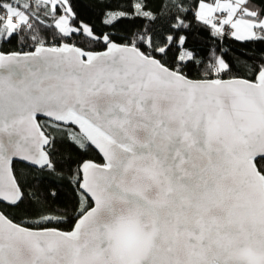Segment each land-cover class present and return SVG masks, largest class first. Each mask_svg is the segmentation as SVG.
I'll list each match as a JSON object with an SVG mask.
<instances>
[{"label": "snow or ice", "instance_id": "snow-or-ice-1", "mask_svg": "<svg viewBox=\"0 0 264 264\" xmlns=\"http://www.w3.org/2000/svg\"><path fill=\"white\" fill-rule=\"evenodd\" d=\"M103 2L0 0V264H264V0Z\"/></svg>", "mask_w": 264, "mask_h": 264}, {"label": "trees", "instance_id": "trees-1", "mask_svg": "<svg viewBox=\"0 0 264 264\" xmlns=\"http://www.w3.org/2000/svg\"><path fill=\"white\" fill-rule=\"evenodd\" d=\"M72 2L74 9L82 19L85 21H90L91 23L95 24L97 28L102 27L101 15L104 8L103 0H72ZM201 39H203V37H201ZM223 44L225 47H230L233 49L244 50L245 48L244 45L239 42H235L230 38L225 39ZM195 46L201 47L202 45L197 43ZM247 48L258 53L260 49L264 48V44H248ZM90 155H94V153Z\"/></svg>", "mask_w": 264, "mask_h": 264}]
</instances>
